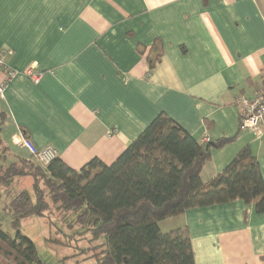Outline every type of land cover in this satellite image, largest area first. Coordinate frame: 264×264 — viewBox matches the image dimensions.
Segmentation results:
<instances>
[{
    "label": "crops",
    "instance_id": "crops-1",
    "mask_svg": "<svg viewBox=\"0 0 264 264\" xmlns=\"http://www.w3.org/2000/svg\"><path fill=\"white\" fill-rule=\"evenodd\" d=\"M2 49L43 75L20 74L0 97L9 163L31 157L26 138L73 170L109 166L165 114L202 144L236 137L212 149L204 184L247 146L264 178V135L240 130L237 104L264 90V0H0ZM160 227L189 230L196 264H264V214L242 201Z\"/></svg>",
    "mask_w": 264,
    "mask_h": 264
},
{
    "label": "trees",
    "instance_id": "trees-1",
    "mask_svg": "<svg viewBox=\"0 0 264 264\" xmlns=\"http://www.w3.org/2000/svg\"><path fill=\"white\" fill-rule=\"evenodd\" d=\"M159 58L149 61L151 70ZM235 140L202 144L161 114L109 166L94 159L77 171L58 157L46 166L33 157H18L3 166L0 186L31 176L33 194L21 191L5 206L15 215L16 235L0 224V264H46L19 226L29 217L49 218L53 210L68 229H85L90 217L98 219L94 228L82 232L100 242L96 264H196L189 230L163 232L161 222L189 210L237 201L264 214V178L251 147H244L209 184L203 183L212 149ZM1 151L8 149L0 139V156Z\"/></svg>",
    "mask_w": 264,
    "mask_h": 264
},
{
    "label": "rangeland",
    "instance_id": "rangeland-1",
    "mask_svg": "<svg viewBox=\"0 0 264 264\" xmlns=\"http://www.w3.org/2000/svg\"><path fill=\"white\" fill-rule=\"evenodd\" d=\"M0 171L4 168L1 166L5 163L8 166L7 153L1 151ZM24 154H27L25 151ZM6 160V161H5ZM5 161V162H4ZM34 162L38 164L35 160ZM33 178L26 176L16 178L9 186H0V224L5 232L16 235L13 227L14 213L5 210V201L2 196L12 198L21 191H28L33 194ZM11 194H13L11 196ZM52 211L49 218L29 217L23 219L20 223L19 230L23 236L29 237L37 246L41 259L46 264H96L101 258L100 242L92 240L90 234H82L86 228H94L98 222L95 217H90L87 226H77L74 229H68L62 223L61 215Z\"/></svg>",
    "mask_w": 264,
    "mask_h": 264
},
{
    "label": "built area",
    "instance_id": "built-area-1",
    "mask_svg": "<svg viewBox=\"0 0 264 264\" xmlns=\"http://www.w3.org/2000/svg\"><path fill=\"white\" fill-rule=\"evenodd\" d=\"M12 54L11 51L2 49L0 51V97H4L7 86L17 76L23 74L38 83L42 78V73L35 72L32 69H26L21 72L10 67L7 64V58ZM240 108V130L250 131L261 139L264 135V90L256 93L253 97L240 96L237 99ZM208 143V141H205ZM21 147L26 149L28 153L41 165L46 166L58 157V152L54 148L38 149L31 140L23 138Z\"/></svg>",
    "mask_w": 264,
    "mask_h": 264
}]
</instances>
